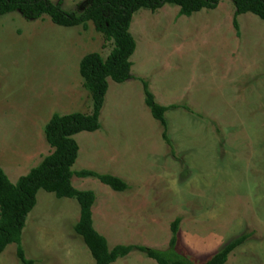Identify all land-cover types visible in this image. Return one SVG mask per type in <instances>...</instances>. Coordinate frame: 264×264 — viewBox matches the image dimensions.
<instances>
[{"label": "rangeland", "instance_id": "rangeland-1", "mask_svg": "<svg viewBox=\"0 0 264 264\" xmlns=\"http://www.w3.org/2000/svg\"><path fill=\"white\" fill-rule=\"evenodd\" d=\"M78 14L85 0H49ZM231 0L190 17L164 5L139 10L129 32L135 40L131 79L107 80L101 129L73 136L72 172L91 170L123 180L125 192L92 178L72 176L74 189L95 195L94 229L109 248L140 245L165 250L179 219L176 252L201 264L248 234L225 264H264V22L237 16ZM112 43L88 22L71 28L47 17L0 16V168L14 184L51 149L43 127L53 114L91 110L78 73L88 53L103 59ZM146 80L159 105L186 106L165 114L173 153L144 104ZM74 200L38 191L22 231L32 264H94L73 232ZM0 264H22L16 245ZM112 264H156L134 251Z\"/></svg>", "mask_w": 264, "mask_h": 264}, {"label": "trees", "instance_id": "trees-1", "mask_svg": "<svg viewBox=\"0 0 264 264\" xmlns=\"http://www.w3.org/2000/svg\"><path fill=\"white\" fill-rule=\"evenodd\" d=\"M221 0H85L78 13L61 9L60 3L49 0H0V16L18 12L28 20L47 17L60 27H86L91 22L96 31L112 43V49L105 59L99 53L85 54L78 64V73L83 88L91 98L88 114H53L43 127V136L51 149L25 176L12 184L0 168V254L10 245H16V256L22 264H32L24 258L21 246L22 231L27 215L36 204V195L42 190L56 198L74 200L79 207V220L73 232L89 251L94 264H112L116 260L136 251L156 264H191L176 252L179 219L171 225V238L165 250H157L140 245H115L108 247L106 239L93 227L92 207L96 200L91 191L76 190L71 185L72 176L92 178L115 192H125L127 184L110 174L91 170L72 172L78 145L73 136L82 132L93 133L101 129L100 112L107 91V80L122 84L130 80L131 56L135 51V40L129 32L133 15L139 10L155 12L164 5L178 7V16L190 17L203 9L213 10ZM235 8L233 27L238 33L237 16L251 14L264 22V0H231ZM144 97V104L150 115L161 128V138L173 153V145L167 134L168 123L165 114L175 109H187L179 105H159L149 89L146 80L138 78ZM248 234L230 241L201 264H225L228 256L241 246Z\"/></svg>", "mask_w": 264, "mask_h": 264}]
</instances>
